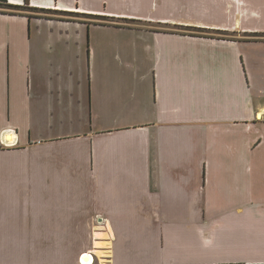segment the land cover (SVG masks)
Returning <instances> with one entry per match:
<instances>
[{
  "label": "crops",
  "instance_id": "crops-1",
  "mask_svg": "<svg viewBox=\"0 0 264 264\" xmlns=\"http://www.w3.org/2000/svg\"><path fill=\"white\" fill-rule=\"evenodd\" d=\"M6 1L0 264H264V61L245 62L241 37L154 29L264 33L243 27L264 0H115L129 8L117 19L149 26L125 27L145 41L144 71L137 53L107 64L121 51L91 28L86 48L79 30H53L70 21L15 11L106 0Z\"/></svg>",
  "mask_w": 264,
  "mask_h": 264
},
{
  "label": "rangeland",
  "instance_id": "rangeland-1",
  "mask_svg": "<svg viewBox=\"0 0 264 264\" xmlns=\"http://www.w3.org/2000/svg\"><path fill=\"white\" fill-rule=\"evenodd\" d=\"M117 2L115 0H106L104 2H85L82 4L83 8H89V11H83L77 14H67V13H62V12H57V11H44L40 12L38 10H31V9H26V10H15L19 12H26L29 15L35 16V17H40V18H46V19H53V20H59V21H70L67 25L66 28H60L57 25L53 28L54 31H66L68 33H73L74 31H80L84 35V47L87 48L88 46V29L91 28V32L93 34V41L97 44L110 48L111 46L116 47L118 50L121 51V59L118 60H113L112 58L107 57L106 54H104V59L109 65L113 66H118L119 63H131L132 65H135L134 62V54L137 53L138 55V60L137 64L139 68L144 71L145 68H143L144 65V60H141L140 57V52H141V47L145 45V41L141 37V35H135L131 33L129 30H127L125 27L126 26H131V27H137V28H147L149 27L146 24L139 23L136 21H131V20H124V19H117L115 16V12L118 11H123V12H129L128 7H120V5H115ZM3 9L0 8V11ZM131 10V9H130ZM142 10V13H146L149 11L148 8L144 7ZM14 11V12H15ZM76 13V12H74ZM157 14V13H156ZM154 14V15H156ZM184 18L189 19L190 21L192 18H197V19H202V20H207L208 22L212 24H221L222 22V17L221 15L217 16L216 18H211L213 15H207V18L201 17V14H189V13H182ZM204 16V15H203ZM73 21H77V23H74ZM187 21V20H185ZM78 23H82V25H78ZM104 24V25H103ZM124 26V27H122ZM243 27L245 28H258V30L255 31H260L264 30V16L262 19H253L252 21H248L243 24ZM155 30H173L174 32L184 34V35H199V36H208L210 38H220L223 40H234L236 38H240L245 40L243 41V47H241V50L243 51V54L245 55V62H248V59H251V62L254 63H261V61H264V43L263 44H248L246 42L249 41H254L256 39H264V33H255L256 36L254 35V31H249L245 33L244 35H241L237 37V34L231 33V31L227 32H212L208 30H199L196 28H185V27H166V26H154ZM45 30H50V28H46ZM208 31V32H204ZM258 34V35H257ZM134 41V42H133ZM111 45V46H110ZM136 45V46H135ZM149 45V44H146ZM74 49V51L77 50V47H73V41L69 45ZM131 49V51H130ZM137 49V51L135 50ZM130 51V55L128 57V54ZM127 54V57H126ZM260 59V60H259ZM69 61L72 62L73 67L76 68V65L78 61L73 60V57L69 58ZM101 63V61H99ZM150 65V62L148 63ZM56 67V66H55ZM58 79L55 78V82L57 83ZM56 125V121L54 122ZM54 134H57L55 131ZM88 259H84V262L87 264Z\"/></svg>",
  "mask_w": 264,
  "mask_h": 264
},
{
  "label": "flooded vegetation",
  "instance_id": "flooded-vegetation-1",
  "mask_svg": "<svg viewBox=\"0 0 264 264\" xmlns=\"http://www.w3.org/2000/svg\"><path fill=\"white\" fill-rule=\"evenodd\" d=\"M49 11H54V10H49ZM57 11H58V12H62V13H66V12H67V11L65 12V11H59V10H57ZM67 13H69V14H71V15H72V14H75L73 11H70V12H67ZM176 27H185V26H176ZM176 27H175V28H176ZM185 28H195V27H185ZM196 29H199V28H196ZM199 30L203 31V30H207V29H199ZM208 31L217 32V33H218V32H221V33H222V32H223V33L226 32V31L210 30V29H208ZM208 31H204V32H208ZM208 38H210V37H208ZM211 39H213V38H211ZM216 39H218V40H223V39H220V38H216Z\"/></svg>",
  "mask_w": 264,
  "mask_h": 264
},
{
  "label": "trees",
  "instance_id": "trees-1",
  "mask_svg": "<svg viewBox=\"0 0 264 264\" xmlns=\"http://www.w3.org/2000/svg\"><path fill=\"white\" fill-rule=\"evenodd\" d=\"M0 8H2V9H13L16 7L8 5L6 0H0ZM38 11L43 12L44 10H38ZM190 36H193V35H190ZM253 36H256V34H254ZM254 41H259V40H254Z\"/></svg>",
  "mask_w": 264,
  "mask_h": 264
},
{
  "label": "built area",
  "instance_id": "built-area-1",
  "mask_svg": "<svg viewBox=\"0 0 264 264\" xmlns=\"http://www.w3.org/2000/svg\"><path fill=\"white\" fill-rule=\"evenodd\" d=\"M83 256H88V258H90V260H91L90 263L93 264V255H92L91 253H83L82 255H80L79 260H78L79 264H84V263L82 262V258H83ZM84 259H85V258H84Z\"/></svg>",
  "mask_w": 264,
  "mask_h": 264
}]
</instances>
